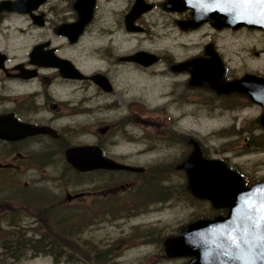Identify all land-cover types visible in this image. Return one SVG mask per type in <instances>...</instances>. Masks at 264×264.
<instances>
[{"label": "flooded vegetation", "instance_id": "1", "mask_svg": "<svg viewBox=\"0 0 264 264\" xmlns=\"http://www.w3.org/2000/svg\"><path fill=\"white\" fill-rule=\"evenodd\" d=\"M78 1L0 0V185L6 184L9 172L17 174L53 166L63 172L72 171L77 176L96 173L112 179L104 182L95 192L87 187L86 190L69 192L70 199L87 195L103 198L104 194H117L119 197L122 191L137 188V192L149 197L142 202L156 200V203L165 204L171 199L172 188L164 173L167 169L184 173V168L179 165L185 159L184 154L187 157L193 147H188L170 166L161 163L136 164L135 142L144 143L149 148L158 140H164L163 144L172 147L174 143L179 145L184 142V132L177 130L183 115L174 116L165 107H157L156 103L154 108H159V113L144 121L148 128L137 133L130 128L136 116V110L132 108L133 101H136L128 98L130 92L134 90L137 79L152 78L163 82L158 96L162 106L182 101L185 91L207 87L212 98H220L221 107L239 108L248 101L245 93L237 89L218 91L211 81L196 77L195 81L199 82L193 84L191 80L195 72L190 63L194 59L207 60L214 53L223 69L217 78L219 84H227L249 73L244 71L235 76L237 72L228 67L216 42L206 40L210 32H237L241 28L215 27L209 20L191 26L192 9L170 8L168 0H140L139 9L147 5L151 8L133 19L128 14L136 0H82L81 4ZM106 8L111 13L109 20L105 19ZM158 8L166 18L162 24L171 28L174 37L175 31L182 37L178 46L183 54L180 57L168 51L135 48L136 40H144L137 34L147 32L145 23L152 26L147 14ZM169 15L172 16L170 19ZM203 28L204 32L201 31ZM189 34L195 35V39H188ZM184 37L187 39L184 40ZM194 49V53L186 54ZM138 50L150 53L156 59L145 65L139 63L131 57ZM253 55L257 59L264 54L254 50ZM244 66V69L248 68L245 63ZM250 73L260 75L255 69ZM167 79L170 84L166 83ZM242 98L245 101L236 105L235 100ZM97 120L100 121L87 131L88 122ZM263 135L262 131L257 138L261 139ZM191 139L189 143L192 144ZM84 146H95L111 162L139 170L117 166L78 169L67 159V150ZM199 148L201 154H211L203 146ZM142 157L144 155H138V158ZM80 166L87 164L80 163ZM147 173L153 181L143 179ZM28 184L23 183L24 186ZM182 185L183 180H180ZM149 206L151 209L152 205ZM0 210V214L5 212L2 208ZM127 213L121 212V216L116 218L106 217L103 208V211L95 212V216L97 219L114 220L122 219ZM225 215L226 212H214L195 219L189 217L173 231L167 230L162 237H153L152 231H148L143 233L145 238L127 243L124 248L131 247L130 250L135 252L136 247L150 246L146 239L149 238L147 235H151L158 243L161 257L169 261L161 264H188L191 256L168 257L164 254L166 238L177 235L181 227L196 219ZM132 226L137 227L135 230L154 228L148 223H133Z\"/></svg>", "mask_w": 264, "mask_h": 264}, {"label": "rangeland", "instance_id": "2", "mask_svg": "<svg viewBox=\"0 0 264 264\" xmlns=\"http://www.w3.org/2000/svg\"><path fill=\"white\" fill-rule=\"evenodd\" d=\"M162 13L158 8L147 14L148 19L152 20V26L150 23H145L148 30L142 35L137 34L144 40H136L135 48H146L158 52L168 51L180 57L179 55L183 54L178 46L182 37L177 31L174 37L171 28L163 25L166 18ZM104 14L106 20L111 19L108 8L104 10ZM171 17L169 15V19ZM201 31L204 32L205 29ZM188 36V39L196 37L192 34ZM186 39L184 37V40ZM211 39L223 52L228 67L237 72L235 76L244 71L250 73L254 69L264 76V55L257 59L253 55L254 50H260L264 46L262 32L244 29L237 32H210L206 40ZM194 52L195 49L186 54ZM244 63L248 68L244 69ZM167 82L170 84V80L167 79ZM162 85L163 82L154 81L152 78L137 79L134 90H131L128 97L136 101V103L133 101L132 105L133 110L134 108L136 110V116L131 121L130 128L135 129L137 133L148 128L149 125L144 121H149L150 117L159 113V108H154V105L158 103L157 107H165L174 116L183 115L177 124V130L184 132V142L179 145L174 143L172 147L163 144L164 140H158L152 143L150 148L144 143L135 142L136 164L173 165L174 160L180 159L182 152L185 153L188 147L192 146L189 143V139L192 138L191 141L211 151L209 156L219 159L225 157L232 167L243 172L250 183L260 177L264 178V146H255L251 149L245 146L246 134L251 135L253 145L262 141L257 138V135L263 131L260 130V125L256 121L261 111L258 105L248 100L236 109L221 107L220 98H212L211 91L205 87V89L185 91L182 101L162 106L158 98ZM244 101L245 99L242 98V100H235V103L239 105ZM99 121H89L87 131L92 130ZM136 138L140 137L136 136ZM145 152H148L147 155ZM138 155H144V157L138 158ZM164 175L172 188L171 199L165 204L156 203V200H151L150 203L142 202L149 197L137 192V188L127 192L122 191L119 197L117 194L110 196L104 194L103 198L106 202L103 203L102 197L93 198V195L70 199L67 192L86 190L85 187L95 192L94 190L100 189L104 182L112 180L109 176L104 177L96 173L77 176L72 171L63 172L53 166L17 174L9 172L6 184L2 187L0 185V208L5 210L2 213L3 219L0 217V227L3 228V231L0 230V238L4 236L5 241L8 229L12 226L25 237L32 239H37L44 230H47L59 241L66 243L68 236L72 234L69 244L73 254L69 255L71 260L64 258L61 262L55 261L52 255L37 253L33 247L35 243L21 239V243L25 246H21V250L17 252L18 255L6 257L2 264H161L169 262L161 257V252L159 253L157 248L158 243L153 237H162L167 230L173 231L178 224L188 221L189 217L195 219L214 213L216 210L211 208L206 199H196L190 193L186 176L180 170L167 169ZM145 176L143 179L148 182L154 180L149 173ZM180 180H183L184 185L180 186ZM24 182H28V186H24ZM106 192L112 194L110 190ZM132 203L139 205L133 206ZM149 204L152 205L151 209ZM124 206L126 208H122ZM103 208L106 217L116 218L121 216V212L128 211V213L123 215L122 219H97L95 212L103 211ZM10 223L13 225H9ZM133 223H148L154 228L135 230L137 227L132 226ZM59 230H63L67 236L59 235ZM148 231H152L151 235H153V237L147 235L149 238L146 241L150 246L141 245L136 247L135 252L130 250L131 247L124 248L127 243L145 238L143 233ZM0 250L2 251L1 247ZM63 251L67 254L70 249L65 247Z\"/></svg>", "mask_w": 264, "mask_h": 264}, {"label": "water", "instance_id": "3", "mask_svg": "<svg viewBox=\"0 0 264 264\" xmlns=\"http://www.w3.org/2000/svg\"><path fill=\"white\" fill-rule=\"evenodd\" d=\"M80 1L77 3H83ZM139 1L136 0L129 12L130 19L151 8V5H147L139 9ZM168 4L179 10L192 8L191 26L209 20L217 27L247 25L264 30V0H169ZM131 57L144 65L156 59L144 51H137ZM190 64L195 72L191 80L193 84L199 82L195 81L196 77L211 81L218 91L238 89L246 92L262 106L258 121L264 128L263 78L245 75L223 86L217 81L223 70L222 64L214 53L207 60L194 59ZM94 77L97 78V75ZM80 148L83 154L75 151ZM83 155L88 161L83 169L117 166L137 170L111 162L95 146L74 147L67 151V159L78 169H81L78 165L80 162L76 159L84 158ZM180 167L185 168L189 189L195 196L209 199L215 208L226 206L228 214L226 217L198 220L182 227L178 236L165 241L166 254L195 255L190 264H264V181L244 187L243 179L236 172L220 160L202 158L197 147Z\"/></svg>", "mask_w": 264, "mask_h": 264}, {"label": "trees", "instance_id": "4", "mask_svg": "<svg viewBox=\"0 0 264 264\" xmlns=\"http://www.w3.org/2000/svg\"><path fill=\"white\" fill-rule=\"evenodd\" d=\"M255 145L261 147L264 146V137L262 141H259ZM0 217L3 219L2 213L0 214ZM9 225L12 226L13 224L10 223ZM0 230L3 231V228L0 227ZM17 230L18 229L16 228L13 229V226L9 227L8 233L5 236V241L4 236L0 238V247L2 248V251L0 250V264H2L6 257H14L15 255H18L17 252L21 250V246H25L24 243H21V239L24 240V238L26 237L19 233ZM59 232V235L67 236V234H65L63 230H59ZM71 235L72 234L68 236V240L66 241V243H63V246L69 243ZM28 241L32 242V244L35 243L36 245L33 244V247L36 252L42 253L44 255H52L50 252V248L52 247V249L56 252L53 254L54 259L59 262L62 261V258L59 256L60 253L63 254V246H61L62 242L59 241L51 232L44 230L39 238H31ZM53 241L55 242V244H53Z\"/></svg>", "mask_w": 264, "mask_h": 264}]
</instances>
